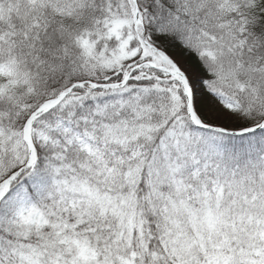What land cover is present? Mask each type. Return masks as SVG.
Listing matches in <instances>:
<instances>
[{
    "label": "snow or ice",
    "instance_id": "obj_1",
    "mask_svg": "<svg viewBox=\"0 0 264 264\" xmlns=\"http://www.w3.org/2000/svg\"><path fill=\"white\" fill-rule=\"evenodd\" d=\"M0 264H264V0H0Z\"/></svg>",
    "mask_w": 264,
    "mask_h": 264
}]
</instances>
